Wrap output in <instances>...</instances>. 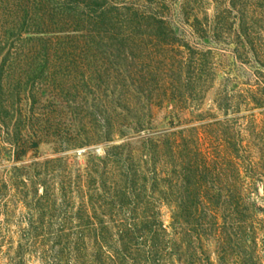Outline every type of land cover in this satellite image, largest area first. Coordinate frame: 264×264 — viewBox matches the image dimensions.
<instances>
[{
    "label": "trees",
    "instance_id": "trees-1",
    "mask_svg": "<svg viewBox=\"0 0 264 264\" xmlns=\"http://www.w3.org/2000/svg\"><path fill=\"white\" fill-rule=\"evenodd\" d=\"M173 4L0 0V133L16 160L52 127L58 151L145 134L84 167L13 168L6 264H264V0H180L192 41ZM195 40L231 48L253 83L220 80L215 49Z\"/></svg>",
    "mask_w": 264,
    "mask_h": 264
},
{
    "label": "rangeland",
    "instance_id": "rangeland-1",
    "mask_svg": "<svg viewBox=\"0 0 264 264\" xmlns=\"http://www.w3.org/2000/svg\"><path fill=\"white\" fill-rule=\"evenodd\" d=\"M173 2L174 11L172 13V24L176 30V33L179 37H184L186 40L192 41L189 35L190 29L182 25V19L177 12L180 0H173ZM195 42L210 46L215 49L220 80L227 77L226 74H228L232 82L240 84L253 83V70L249 67H242L238 63H236L230 55L229 51L231 50V48L216 46L209 40H195ZM166 113V110L156 112V130L167 128L166 123L168 121V118H165ZM259 119H262V117H259ZM54 128L55 127H52L49 130H45V132H43V135H41L40 137L38 136L41 140L38 147L34 150H29L24 156H21L19 160H16L13 155L11 147L12 140L6 135L0 133V182L3 181L6 177L10 178L12 176V174L14 173V171L12 170L13 168H20L21 166H27L35 162L42 163L46 160L54 158H64V160L67 162V165H69L71 168L84 167L89 158L93 156H95L96 159L102 158L107 148L110 146L119 145L125 141H129L132 148H140L142 143L141 138L145 135L144 132H141L137 135L131 130H126V138L116 137L115 140L111 143H104L102 141L96 140L93 137H89L78 139L75 142L72 141L70 144H63L62 148L58 151L55 143L50 142V139L52 137L51 134L55 130ZM61 129L63 130L64 128ZM46 131H48V135ZM259 194L262 195L261 187L259 188ZM13 209L15 217L19 216L20 213L23 212L21 205H17L16 208L14 206ZM0 219H3V216L0 217ZM165 221L166 224L169 223V215H166ZM16 231L17 227H14L13 225L10 226V234H8V238L3 243L4 252L8 250L9 242H11V239H14L15 241L17 240ZM6 262V256L0 255V264H6ZM30 264L36 263L31 262Z\"/></svg>",
    "mask_w": 264,
    "mask_h": 264
}]
</instances>
